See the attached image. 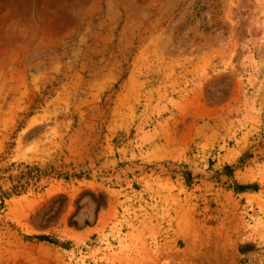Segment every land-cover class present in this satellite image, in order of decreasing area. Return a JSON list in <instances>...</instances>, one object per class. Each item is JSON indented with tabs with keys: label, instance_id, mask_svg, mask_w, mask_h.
<instances>
[{
	"label": "rangeland",
	"instance_id": "374dc122",
	"mask_svg": "<svg viewBox=\"0 0 264 264\" xmlns=\"http://www.w3.org/2000/svg\"><path fill=\"white\" fill-rule=\"evenodd\" d=\"M26 166L0 264H264V0H0V187Z\"/></svg>",
	"mask_w": 264,
	"mask_h": 264
},
{
	"label": "trees",
	"instance_id": "16d2710c",
	"mask_svg": "<svg viewBox=\"0 0 264 264\" xmlns=\"http://www.w3.org/2000/svg\"><path fill=\"white\" fill-rule=\"evenodd\" d=\"M26 170H27L26 173H24L23 171L20 172L18 183L12 186L11 192L0 187V215L3 213V211L7 207L6 201L11 199L13 195H20L24 190H26L25 186L28 184L30 180L40 181L41 178L50 175L48 174V172H45L39 168H32L30 166H26ZM26 177H28L27 180L23 182L22 180L25 179ZM185 177H186V181L190 183L192 179V174L188 173ZM231 188H233V190L236 193H245V192L256 193V192H259L261 189V187L255 183L247 184V185L235 183L233 187ZM26 239L27 240H38L40 242H47V243L55 244V245L60 244L58 243V241L51 239V237L44 236V235L27 237Z\"/></svg>",
	"mask_w": 264,
	"mask_h": 264
}]
</instances>
